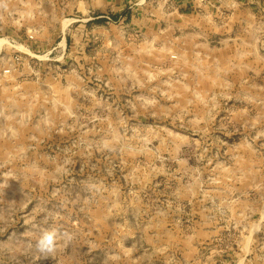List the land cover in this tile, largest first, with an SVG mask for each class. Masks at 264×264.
I'll return each mask as SVG.
<instances>
[{
  "label": "rangeland",
  "instance_id": "374dc122",
  "mask_svg": "<svg viewBox=\"0 0 264 264\" xmlns=\"http://www.w3.org/2000/svg\"><path fill=\"white\" fill-rule=\"evenodd\" d=\"M84 1L0 0V264H264V0Z\"/></svg>",
  "mask_w": 264,
  "mask_h": 264
},
{
  "label": "crops",
  "instance_id": "0c3cea01",
  "mask_svg": "<svg viewBox=\"0 0 264 264\" xmlns=\"http://www.w3.org/2000/svg\"><path fill=\"white\" fill-rule=\"evenodd\" d=\"M99 2L100 4V12H103L104 11V8L107 10L109 8L108 6V2L107 3H102V0L98 1V0H89V1H84L83 4H84V9L87 11V10H91L92 9V12H97L99 14V11L97 10V8H99V5L95 6L94 4ZM121 0H111V9L113 11V14H116L118 12H122L124 15H127V17H129V19H132L131 21H134V16H135V13L132 14L134 16H131V13L134 12L133 9H131V7H127V9H123L124 7L120 4ZM132 10V11H131ZM102 16V15H101ZM65 40V43L67 44V36H65L64 38Z\"/></svg>",
  "mask_w": 264,
  "mask_h": 264
},
{
  "label": "clouds",
  "instance_id": "9594fccd",
  "mask_svg": "<svg viewBox=\"0 0 264 264\" xmlns=\"http://www.w3.org/2000/svg\"><path fill=\"white\" fill-rule=\"evenodd\" d=\"M55 232H45L37 242L36 248L38 252L44 254L53 253L55 251Z\"/></svg>",
  "mask_w": 264,
  "mask_h": 264
},
{
  "label": "built area",
  "instance_id": "2783aa9c",
  "mask_svg": "<svg viewBox=\"0 0 264 264\" xmlns=\"http://www.w3.org/2000/svg\"><path fill=\"white\" fill-rule=\"evenodd\" d=\"M30 37H31V38H33V36H32V35H31ZM19 59H20V56H19V55H18V56H16V60H19ZM9 71H10L9 69H7V70H6V72H9Z\"/></svg>",
  "mask_w": 264,
  "mask_h": 264
}]
</instances>
